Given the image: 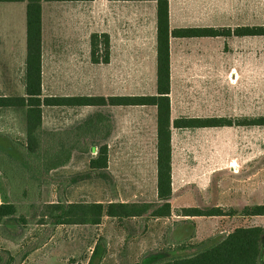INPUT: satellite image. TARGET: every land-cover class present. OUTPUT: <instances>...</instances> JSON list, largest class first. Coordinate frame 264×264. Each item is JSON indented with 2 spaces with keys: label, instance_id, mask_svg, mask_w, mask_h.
<instances>
[{
  "label": "rangeland",
  "instance_id": "1",
  "mask_svg": "<svg viewBox=\"0 0 264 264\" xmlns=\"http://www.w3.org/2000/svg\"><path fill=\"white\" fill-rule=\"evenodd\" d=\"M44 4L46 17L59 8V24H65L66 18L72 19L73 24L78 26L87 18L89 28L95 23V3L90 6L91 1L87 6L84 3L70 8H54L48 1ZM181 6L185 8L182 18L179 2H174L173 21L176 25L233 28L264 24V0H187L182 1ZM85 10L88 11L87 17H82L81 11ZM71 12L75 16H70ZM26 19L25 1L0 2V50L13 52L9 59L4 56L0 59V68L13 67L16 74L22 77L25 67L20 59L26 51ZM185 50L187 55L182 57L184 60L180 62L181 57H177L175 64L178 111L187 110L190 115L200 117L227 116L234 119L264 114V36L205 37L199 43L182 46L181 52ZM126 68L121 65V70ZM193 138L188 149L189 164L195 173H201L205 185L201 191L192 187L190 191L178 193V198L184 197L187 202L203 209L217 205L224 210H241L247 205L264 204V126L205 127ZM0 144V201L14 202L18 215L25 216L27 220L18 228L17 234L10 230L6 233L12 235V239L4 237L0 228V264H88L97 238L106 247L101 251L102 259H95L92 264L143 263L147 253L128 250V231L135 235L132 225L127 232H120L118 221L100 226H57L48 219L41 221V208L48 202H82L110 194L118 197V193H104L102 186L95 185V180L100 179V172L86 170L87 162L78 161L75 173L50 172L49 177L44 178L47 181L42 184L41 179L33 178L19 163L20 153L15 146L3 137ZM88 173L90 177L71 181L75 176ZM85 180L94 183L85 190L100 189L101 192H84L79 182ZM151 197L152 194L146 196L147 199ZM205 217L209 218V222L202 233L214 232L210 237L226 234L239 226H264V215ZM16 227L14 221L10 222L11 230ZM155 227L153 240L159 234ZM180 230L184 239L192 235L193 228ZM188 249L187 252L195 251L193 246Z\"/></svg>",
  "mask_w": 264,
  "mask_h": 264
},
{
  "label": "crops",
  "instance_id": "2",
  "mask_svg": "<svg viewBox=\"0 0 264 264\" xmlns=\"http://www.w3.org/2000/svg\"><path fill=\"white\" fill-rule=\"evenodd\" d=\"M88 1H91L90 6L95 3V23L92 28L88 27L87 18L83 19V24L79 26L73 24L72 19L67 18L65 24H59V8L54 9L51 12L53 14H48L50 17L48 15L46 17L43 2L42 97L156 94V0H53L48 3L54 8L60 6L70 8L73 5L84 3L87 6ZM169 1L172 28L206 26L176 25L173 21L174 2H179V15L182 18L185 8L181 4L182 1L187 0ZM81 12L82 17H87V10ZM69 15L74 14L71 12ZM94 32H106L110 35V60L107 63H94L91 59L90 37ZM203 38L205 37L171 38L172 121L183 116L200 117L190 115L191 113L186 109V111L177 109L175 64L177 57H181L180 62H182L184 60L182 57L187 55L186 50L181 52L182 46L187 43H199ZM26 54L27 31L26 51L25 55L23 51V58L20 59L24 63L23 67L26 65ZM3 56L9 59L13 56V52L0 50V59ZM121 65L127 67L125 71L121 70ZM61 66L62 73L60 72ZM0 95L26 96L25 69L22 77L16 74L13 67L0 68ZM26 112V107H0V138L3 137L9 141L10 145L15 146L16 149L17 144L27 142ZM157 119L155 105H43V129L63 133L60 135L65 144L77 143L89 146L84 151L75 149L70 162L52 169L51 173L63 171L73 174L75 173L74 168L77 167L75 163L78 161L87 162L86 170H91V159L98 156L99 147L102 144H107L108 167L104 170H97L106 173L107 176L99 175L100 179L95 180V185L102 186L104 193L115 192L119 195L118 197L117 195L112 197V194L100 195L96 199L82 202H102L104 204L114 201L156 202L158 200ZM85 123H87L86 126ZM202 129L172 127L173 196L171 203L173 210L195 206L184 200V197L178 198L176 194L190 191L192 187L196 191H201L205 185L201 173L197 171L195 173L188 160V149L191 148L193 136L201 133ZM92 180L79 183L83 186L84 192L91 191L99 194L100 189L85 190L89 185L90 187L94 185ZM139 194H145V196L140 197ZM147 194H152L151 199L146 198ZM138 197L141 199H137ZM208 219L205 216H180L173 211L170 217L165 218H152L145 215L119 220L105 216L100 225L118 221L120 232H127V228L132 225L135 235L128 231V236H130L128 250L147 253L145 257H148L152 254L187 253L188 247L191 246L195 247V250L198 249L197 244L214 234V232L202 233L203 228L207 227ZM154 225L156 232L161 233L155 240L152 239ZM184 227L193 228L192 235L186 237L187 241L186 238L183 239L180 230ZM157 243H159L158 246ZM183 244L187 247L182 248ZM153 249L155 251L151 252Z\"/></svg>",
  "mask_w": 264,
  "mask_h": 264
},
{
  "label": "trees",
  "instance_id": "3",
  "mask_svg": "<svg viewBox=\"0 0 264 264\" xmlns=\"http://www.w3.org/2000/svg\"><path fill=\"white\" fill-rule=\"evenodd\" d=\"M26 2L27 54L25 65L26 96L0 95V107H26L27 142L17 144L20 153L18 161L35 179L47 181L52 169L70 162L75 149L87 150L89 146L65 144L61 132L43 129V105H155L157 107V166L158 200L156 202H68L57 200L43 204L41 221L48 219L55 225L98 226L105 216L119 220L138 216L152 218L170 217L173 211L180 216H244L264 215V204L245 206L241 210L221 206L203 209L199 206L182 207L173 210L172 189V127L205 128L234 125L264 126V114L234 119L227 116L179 117L171 118V38L172 37H244L264 36V24L242 26H188L172 28L170 24V1L157 2V93L154 95L118 96H46L42 97V49H43V2L53 0H0V2ZM63 1V0H59ZM91 59L94 63H107L110 60V35L94 32L90 37ZM85 126L87 123L84 124ZM81 127V126H78ZM76 130V129H75ZM78 130V129H77ZM57 135H59L57 137ZM12 156V155H11ZM108 167V146L99 147L98 156L91 159L90 168L104 170ZM98 175L107 176L100 172ZM83 174L71 178L72 182L90 177ZM17 224L14 230L10 222ZM26 217L18 215L14 202H0V228L3 236L9 230L17 234ZM9 231V232H10ZM97 239L88 264L102 259L106 245ZM197 250L178 254H152L145 257L142 264H264V226H239L226 234L209 237L197 244ZM182 248L187 246L183 244ZM2 257H0V263Z\"/></svg>",
  "mask_w": 264,
  "mask_h": 264
}]
</instances>
